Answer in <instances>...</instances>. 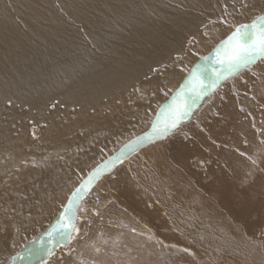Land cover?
Returning a JSON list of instances; mask_svg holds the SVG:
<instances>
[{"label":"bare ground","instance_id":"bare-ground-1","mask_svg":"<svg viewBox=\"0 0 264 264\" xmlns=\"http://www.w3.org/2000/svg\"><path fill=\"white\" fill-rule=\"evenodd\" d=\"M262 13L264 0H0V264H29L30 249L31 264H84L93 230L138 242L141 264L167 244L264 264V57L105 172L75 239L48 235L102 158L151 131L189 66Z\"/></svg>","mask_w":264,"mask_h":264},{"label":"snow or ice","instance_id":"snow-or-ice-1","mask_svg":"<svg viewBox=\"0 0 264 264\" xmlns=\"http://www.w3.org/2000/svg\"><path fill=\"white\" fill-rule=\"evenodd\" d=\"M257 57H264V13L256 16L250 24H241L236 27L226 40L221 41L212 55L204 57L209 61V65L207 67L196 66V69L190 73L188 82L172 98L171 102L161 106L160 115L152 122L150 132L129 141L118 154L108 157L81 180L79 186L71 192L67 203L62 205L60 217L56 226L49 232V237L54 241L58 236L66 243L75 239L80 232L77 221L82 201L91 191L95 182L105 172L111 173L117 164L123 162L124 157L136 152L143 144L168 138L189 116L191 107L196 103V100L206 94V88L214 90L221 80L238 73L241 68L249 67ZM209 69L212 77L208 78L210 83L206 85L205 79ZM189 92L194 93L191 102L186 95ZM253 162L255 163V161ZM43 251L47 255H51L52 252L51 248ZM185 251L188 250L185 249ZM40 252V249H30L25 259L31 264L33 258L40 257Z\"/></svg>","mask_w":264,"mask_h":264},{"label":"rangeland","instance_id":"rangeland-1","mask_svg":"<svg viewBox=\"0 0 264 264\" xmlns=\"http://www.w3.org/2000/svg\"><path fill=\"white\" fill-rule=\"evenodd\" d=\"M204 55H202L201 57H199L197 59V61L202 58ZM196 61V62H197ZM200 61V60H199ZM195 62V61H194ZM192 63L189 67L190 70L188 73H191L193 71V69L195 68L196 62ZM198 63V62H197ZM187 73V74H188ZM183 79L179 80V82L177 83V87H179L183 81ZM181 82V83H180ZM160 110V109H159ZM156 120L155 116H153V118L151 119V123H149L146 127L148 129L152 126V122ZM147 129V130H148ZM144 130V129H143ZM137 133V132H136ZM134 133V134H136ZM130 137H127V139ZM125 139L121 140L120 144H118V146H120ZM118 147H116L117 149ZM163 148V147H162ZM115 151V150H114ZM114 151H111L109 154H113ZM108 152L105 153V155H107ZM135 153V152H134ZM172 153V152H171ZM104 155V156H105ZM111 156V155H110ZM110 156H105V158L107 159ZM175 155H172L169 159L172 161H176L175 160ZM104 157L102 158L103 161H105ZM101 161V160H100ZM99 161V162H100ZM102 161V162H103ZM178 165V164H176ZM179 166V165H178ZM179 169L181 170V168L179 167ZM107 179H105L106 181ZM98 187H100L98 189ZM95 188V191H98L97 194H100L99 192H101V190H103L104 185L99 186ZM73 188V186H72ZM71 188V189H72ZM70 189V190H71ZM102 193H104L103 191L101 192V197L103 196ZM100 197V198H101ZM99 198V200H100ZM97 229V228H96ZM88 231V230H87ZM100 233H96L93 230V234L91 235L89 241L92 245V247L94 248V252L89 251V253L82 255V258L86 259L84 262V264H141V258L139 257V250L137 249V247H135L134 244H138V242H132V241H127L125 238H121L119 240H115L114 242L111 241L112 237H106V233L107 232H103L98 230ZM92 233V231L90 232ZM87 235V233L85 234V236ZM123 237V236H122ZM107 238V239H106ZM104 239V240H103ZM103 240V241H102ZM108 240V241H107ZM118 241V242H117ZM138 241V240H137ZM143 241V240H142ZM116 245H115V244ZM132 243V244H131ZM94 244V245H93ZM96 244H97V248H96ZM147 245V244H146ZM191 249H187L184 247H179V246H171V245H165L163 247V252H160V249L153 247L150 251H151V264H217L216 261L211 259V256L208 255L206 253V251L204 250L205 247L204 246H200L199 248H196L193 244H190ZM141 246V245H140ZM185 246V245H184ZM91 247V246H89ZM179 247V248H177ZM148 248V247H147ZM184 248V249H183ZM196 248V249H195ZM97 249H99L97 251ZM185 249H187L188 251H185ZM193 249V250H192ZM200 249V250H199ZM203 251H202V250ZM197 251V252H196ZM96 252V253H95ZM205 252V253H204ZM138 253V254H137ZM162 253V254H161ZM164 253V254H163ZM166 253V255H165ZM157 254V255H156ZM206 254V255H205ZM133 255V256H132ZM203 255V256H202ZM86 256V257H85ZM163 259V260H162ZM153 260V261H152ZM158 260V261H157ZM165 260V261H164ZM164 262V263H163ZM149 264V263H148Z\"/></svg>","mask_w":264,"mask_h":264},{"label":"water","instance_id":"water-1","mask_svg":"<svg viewBox=\"0 0 264 264\" xmlns=\"http://www.w3.org/2000/svg\"><path fill=\"white\" fill-rule=\"evenodd\" d=\"M135 140V139H134Z\"/></svg>","mask_w":264,"mask_h":264}]
</instances>
